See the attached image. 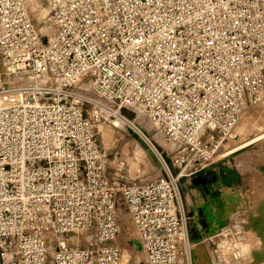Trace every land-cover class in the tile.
Here are the masks:
<instances>
[{
    "label": "built area",
    "instance_id": "built-area-1",
    "mask_svg": "<svg viewBox=\"0 0 264 264\" xmlns=\"http://www.w3.org/2000/svg\"><path fill=\"white\" fill-rule=\"evenodd\" d=\"M44 2L49 35L26 0H0V263L122 264L121 205L145 264H193L178 181L264 102V0ZM104 112L149 120L178 172L115 179Z\"/></svg>",
    "mask_w": 264,
    "mask_h": 264
},
{
    "label": "rangeland",
    "instance_id": "rangeland-1",
    "mask_svg": "<svg viewBox=\"0 0 264 264\" xmlns=\"http://www.w3.org/2000/svg\"><path fill=\"white\" fill-rule=\"evenodd\" d=\"M26 5L39 29L48 12L46 3L44 0H26ZM84 107L89 109L90 105ZM106 114L104 112L103 118L96 123L95 133L107 161V170L115 179L123 183L155 181L163 176L166 165L173 173L178 172L172 163L176 146L169 144L149 120L141 116L137 118L136 129L114 121L113 117L107 118ZM121 114L129 119L134 117L127 109H122ZM235 131L237 136L224 140L211 155L208 159L211 163L202 162L205 166L201 171L197 172L199 166L196 162L185 167L182 165L184 172L178 181L180 195L186 198L189 206L196 202L199 212L209 209L206 213L208 222L212 218L211 197L208 195V201L202 200L207 190L210 189L213 196L216 195L215 188L220 190V195L212 198L224 214H229L231 204H236L230 216L235 224H228L221 230L220 240L215 241L216 252L192 243L193 264H264V172L263 176L252 181L256 191L247 194H235V188L224 183L230 176L237 178V174H231L233 171L246 173L247 169H252L258 172V167L264 168V102L245 105ZM117 221L116 244L121 249V262L145 264L144 254L134 241L130 218L121 205L118 206ZM217 223L216 228H221L222 221L217 220Z\"/></svg>",
    "mask_w": 264,
    "mask_h": 264
},
{
    "label": "crops",
    "instance_id": "crops-1",
    "mask_svg": "<svg viewBox=\"0 0 264 264\" xmlns=\"http://www.w3.org/2000/svg\"><path fill=\"white\" fill-rule=\"evenodd\" d=\"M262 169L264 168L258 167V172H254V170L252 169H247L248 172L246 173L233 171L231 174H237V178L235 179L233 176H230L228 177V180H224V183H226L228 186H232L233 188H235V194H247L248 192H251L253 190L256 191V188L253 189L254 186L252 181L254 178H260L261 175L263 176L264 171ZM239 186H242V188H240ZM260 187L261 190H263V186L261 185ZM215 192L216 195L213 196L211 194V190L209 189L204 192V196L202 195V200L205 201L209 200L208 195L211 197V200H209V206L212 211V218L210 220L208 219L209 222L207 221V217L209 218V216L206 215L209 209H207L206 211L199 212L196 209L197 203L195 202L194 206H189V203L186 198L181 197L182 208L180 211V213L184 214V216H186L188 219L186 221L185 226L191 242L194 243L195 246L202 245L204 247H208L212 250V252H216L217 245H215V241L220 240L219 236L221 235V230L224 228V226L228 224H235V221H233L230 216L235 210L234 205H236L231 204L232 211L229 214H224L221 207L218 206L217 201L214 200L220 195V190H218V188H215ZM212 197H214V199ZM217 220L222 221L223 225L221 228H216V226L218 225ZM194 253L196 256L195 251Z\"/></svg>",
    "mask_w": 264,
    "mask_h": 264
},
{
    "label": "bare ground",
    "instance_id": "bare-ground-1",
    "mask_svg": "<svg viewBox=\"0 0 264 264\" xmlns=\"http://www.w3.org/2000/svg\"><path fill=\"white\" fill-rule=\"evenodd\" d=\"M39 29H40V32H41L42 34L49 35V34L51 33V28H50L48 25H42V27L39 28ZM116 120L120 122V120H118V119L115 118L114 121H116ZM148 127H149V126H148ZM149 129H150V128H149ZM183 172H184V170L181 172L180 177L183 175ZM125 223H126V222H125ZM122 264H125V263H122Z\"/></svg>",
    "mask_w": 264,
    "mask_h": 264
},
{
    "label": "flooded vegetation",
    "instance_id": "flooded-vegetation-1",
    "mask_svg": "<svg viewBox=\"0 0 264 264\" xmlns=\"http://www.w3.org/2000/svg\"><path fill=\"white\" fill-rule=\"evenodd\" d=\"M188 220V219H187ZM189 236V235H188ZM189 239H190V237H189ZM191 241V240H190Z\"/></svg>",
    "mask_w": 264,
    "mask_h": 264
},
{
    "label": "water",
    "instance_id": "water-1",
    "mask_svg": "<svg viewBox=\"0 0 264 264\" xmlns=\"http://www.w3.org/2000/svg\"><path fill=\"white\" fill-rule=\"evenodd\" d=\"M235 178V177H234ZM1 264V263H0Z\"/></svg>",
    "mask_w": 264,
    "mask_h": 264
}]
</instances>
